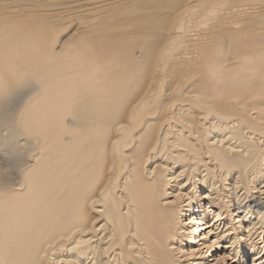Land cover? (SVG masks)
Here are the masks:
<instances>
[{
    "label": "bare ground",
    "instance_id": "1",
    "mask_svg": "<svg viewBox=\"0 0 264 264\" xmlns=\"http://www.w3.org/2000/svg\"><path fill=\"white\" fill-rule=\"evenodd\" d=\"M0 264H264V0H0Z\"/></svg>",
    "mask_w": 264,
    "mask_h": 264
}]
</instances>
